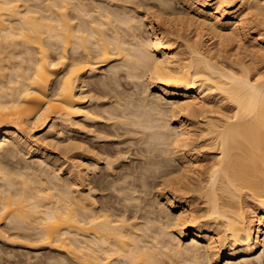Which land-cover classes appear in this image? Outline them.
Segmentation results:
<instances>
[{
	"label": "bare ground",
	"instance_id": "bare-ground-1",
	"mask_svg": "<svg viewBox=\"0 0 264 264\" xmlns=\"http://www.w3.org/2000/svg\"><path fill=\"white\" fill-rule=\"evenodd\" d=\"M2 220L0 264H264V0H0Z\"/></svg>",
	"mask_w": 264,
	"mask_h": 264
},
{
	"label": "rangeland",
	"instance_id": "rangeland-1",
	"mask_svg": "<svg viewBox=\"0 0 264 264\" xmlns=\"http://www.w3.org/2000/svg\"><path fill=\"white\" fill-rule=\"evenodd\" d=\"M231 47H232V45H231ZM123 71H124V70H123ZM123 71L120 72V73H121V78H122V79L120 78V79H121L120 81H121V83H122L123 85H121V87L119 88V90H121V91L123 90L122 93H124V94H125L126 92H127L129 95H130V94H131V95L134 94V95H132V96H130V97H133V98H135V99H138V98H136V97L139 95L138 92H139L140 89L138 90V88H137L135 85H133V82H130L131 80L129 81V79H127L126 76L123 77L124 75H126V74H125V71H124V72H123ZM125 78H126V79H125ZM126 80H128V81H126ZM135 87H136L137 89H135ZM137 90H138V91H137ZM133 91H134L135 93H134ZM153 91H156V90H153ZM129 92H130V93H129ZM136 92H137V93H136ZM136 94H138V95L136 96ZM138 97H139V96H138ZM135 99H134V101L137 102V100H135ZM132 100H133V99H130V101H132ZM163 101H164V100H163ZM213 105H214L215 107H217V103H216V102H214ZM174 122H175V121H173V124H175ZM44 131H45V130H44ZM66 135H67L68 138L71 136V138H72L71 141H72L73 139H75V141H77V142H80V141H81V142H86V143H90V144L93 143V141H92L89 137L87 138V136L84 135V134L70 133L69 135H68V134H66ZM64 137H65L64 139L67 140V139H66L67 137H66V136H64ZM69 139H70V138H69ZM69 139H68L67 141H69ZM67 141H66V142H67ZM93 144H94V143H93ZM50 152L54 154V153H56L57 151H56V150H53V149H50ZM14 204H15V203H14ZM16 206H18V204H17V205H16V204L14 205V207H16ZM11 207H12V206H11ZM14 207H12V208H14ZM16 209H17V208H16ZM16 209H15V210H16ZM13 210H14V209H12V211H13ZM15 210H14V211H15ZM25 217H26V218H25ZM23 218H25V219L28 218L27 221H28V220H29V221L32 220L31 216H24ZM29 218H31V219H29ZM2 221H3V222H2ZM2 221L0 222V226H4V225H5V223H4L5 221H4V220H2ZM3 223H4V224H3ZM1 224H2V225H1ZM4 230H5V231H3V232H4L6 235H8V233H9L8 236H11L12 233L16 232V230H14V229H13L12 232H11V229H8V228H6V229L4 228ZM4 233H3V235H5ZM9 238H11V239L13 238V239H14V237H12V236L9 237ZM15 239H17V238H15ZM22 240H23V239H22ZM12 241L17 242V241H15V240H12ZM18 241H19V240H18ZM24 241H25V240H24ZM24 241H23V242H24ZM19 242H22V241L20 240ZM17 243H18V242H17ZM25 243H26V241H25ZM5 246H6V247H5ZM5 246L3 245L4 248H8V249H11V248H12V247L9 246V245H5ZM7 246H8V247H7ZM1 255L3 256V257H2V259H3V260H2L3 264H11V263L13 262V260H14V259L8 257V256H7L5 253H3V252L1 253ZM21 257H22V259H23L22 261H25V260H24V257H25V256H24V257L21 256ZM9 258H10L11 261H12V262H10V263H9V261H8ZM19 259H21V258L19 257ZM44 259H45V260L42 259V261H44L45 263H46V261H47L46 264H52V263H53V261H49V262H48V260H47L46 258H44ZM70 260H71L70 258H69V259H68V258H67V259L65 258V259L63 260V262H64L65 264H71V263H69V262H71ZM7 261H8V263H7ZM168 261H169V260H167V262H168ZM44 262H43V263H44ZM50 262H51V263H50ZM31 263H32V262H31ZM45 263H44V264H45ZM12 264H13V263H12ZM21 264H27V263L22 262ZM29 264H30V263H29Z\"/></svg>",
	"mask_w": 264,
	"mask_h": 264
}]
</instances>
